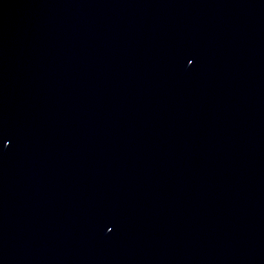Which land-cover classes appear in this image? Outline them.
Instances as JSON below:
<instances>
[{
    "label": "water",
    "instance_id": "1",
    "mask_svg": "<svg viewBox=\"0 0 264 264\" xmlns=\"http://www.w3.org/2000/svg\"><path fill=\"white\" fill-rule=\"evenodd\" d=\"M0 264H264V0H0Z\"/></svg>",
    "mask_w": 264,
    "mask_h": 264
}]
</instances>
